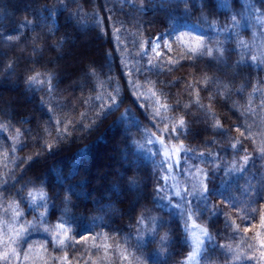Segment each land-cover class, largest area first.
I'll return each mask as SVG.
<instances>
[{"label": "trees", "instance_id": "obj_1", "mask_svg": "<svg viewBox=\"0 0 264 264\" xmlns=\"http://www.w3.org/2000/svg\"><path fill=\"white\" fill-rule=\"evenodd\" d=\"M249 2L0 0V218L11 223L13 202L22 212L17 227L44 212L50 227L65 223L71 245L61 250L47 241L43 227L30 228L18 253L31 246L47 254L35 260L11 257V264H61L65 253L68 264H136L137 258L143 264H186L193 250L187 231L191 221L212 237L198 264H264L256 237L260 233L264 238L261 215L251 211H264V201L254 203L256 193L264 195V159L258 150L264 140V0ZM43 12L53 13L56 23L50 17L41 22ZM28 21L33 27L24 29ZM183 26L200 30L199 41L213 49L212 55L189 58L183 46L174 70L149 71L144 44ZM217 47L225 51L227 68L218 62ZM36 71L52 74V92L47 84L28 83ZM205 75L220 83L205 85ZM197 92L204 108L196 103ZM157 99L174 111L161 108V115L154 116ZM249 99L255 114L245 117L241 113ZM81 113L83 129L57 142L56 119L63 128L67 116L80 128ZM212 114L220 130L213 127ZM164 117L177 122L183 117L187 132L172 133ZM246 122L256 133L255 143L235 131H244ZM177 135L178 140L173 138ZM158 138L169 147L183 141L189 149L180 153L178 166L177 158L171 163L165 159ZM231 138L241 139L252 157L246 166L240 145L231 148ZM46 141L53 144L51 151ZM169 164L182 195L201 182L213 193L207 202L191 197L198 209L191 219L177 206L185 201L172 190ZM29 192L39 199L31 207ZM137 228L142 242L136 240Z\"/></svg>", "mask_w": 264, "mask_h": 264}, {"label": "snow or ice", "instance_id": "obj_2", "mask_svg": "<svg viewBox=\"0 0 264 264\" xmlns=\"http://www.w3.org/2000/svg\"><path fill=\"white\" fill-rule=\"evenodd\" d=\"M133 7H135V5H133ZM232 21L233 23H236V19L235 16L232 17ZM23 27L25 28H31L32 26V22L28 21L25 22L23 24ZM34 30V28H33ZM119 31V29H117V32ZM179 38V37H178ZM7 40L11 41L14 39V37L12 36H8L6 37ZM15 39H19V37H15ZM160 40V37L156 38V41L152 42V51L155 53L157 58H160L163 56V53L158 51V49L160 48V44L158 43V41ZM143 46V45H141ZM165 47L168 48L169 51H171V47L170 45L167 43V41L165 42ZM203 49V50H201ZM218 53H219V58H218V62L223 64L225 68H227V64L226 61L224 59L225 56V51L223 50L222 47H217L215 49ZM205 52L211 56L213 53V49L212 48H204L202 41L197 43L196 46L194 47H188L186 49V54L189 55V58H194L197 56H203L205 54ZM146 55V53H145ZM253 59H255V57H253ZM179 61L177 60L176 63H178ZM149 63V71L152 68H157V74H161L163 71V63H159V64H153L152 60L149 59L148 61ZM166 63L169 65V71L174 70L175 64L173 63V61L171 59H169L168 61H166ZM139 71V70H137ZM46 79H42L41 77H45ZM52 79L53 76L51 73H41V72H34V74H29L28 75V83L30 85H43V84H47L48 85V91L52 92L53 88H52ZM203 83L205 85H207L209 82L212 83H220V81L208 77V76H203L202 77ZM199 81H197L198 83ZM129 85L133 86L134 82L133 81H129ZM138 87V85H136ZM189 89H193L194 85L189 84L188 85ZM119 89H116V91H118ZM153 96H156L157 93L153 92L152 93ZM197 100L196 103L199 105V107L204 108V105L200 104L199 102V93L197 92ZM110 99L113 101V103H115V97L111 96ZM251 99H249L248 104H247V109L246 111H242L241 115H244L245 117L247 116V114L251 113V114H255V110L251 108ZM262 104H264V101H261ZM155 111H154V116H160L161 112L160 109L163 108L165 112L167 111H174V109H170L168 108V106L166 104H162L161 101L159 99L155 100ZM122 106V101L120 102V104L116 105L115 110H119V107ZM100 107L103 109L105 107V105L103 103L100 104ZM61 112H63V106L60 107L59 109ZM50 112H54L55 109L53 108H49ZM112 111V108L109 107V112ZM81 127L80 128H76V123L75 121L68 119L67 116L65 117V120L63 121V128H61V124L62 121L60 119H56L55 121V125H56V132H57V142H59L60 140L66 139L68 135L71 134V131L73 130H82L84 125L82 123L85 114L81 113ZM128 116V110H126L125 113V117ZM212 118L215 121L213 127L217 130L221 129V124L219 122L218 119H216L215 115L212 114ZM165 120H168L169 123H171V132L172 133H179L180 134H185L187 132V125L185 120L183 119V117L179 118L178 122L174 119L169 120V118L164 117ZM94 122V121H93ZM262 123H264V121H262ZM242 127H244V131H241V127H236L235 131L240 133V136L245 139V140H252L253 143H255L254 140V136L256 135V133L251 131V125L248 124L247 122L245 123V125H242ZM165 131H168V123H165ZM245 132L248 133V135H245ZM49 135H51V133H48ZM221 135H224L227 137V133L221 131ZM174 139H179V136H174ZM233 140V142L230 144L231 148L233 150H237V146L240 145V149L239 151H242L244 153L242 159L244 162V165L246 166L249 161L252 160V157L250 155H248L247 153V149L243 148L242 145V140L238 139V138H231ZM158 142L161 145V147L163 148L164 151V155L165 157H167L169 160H171V158L173 156H176V161L175 164L178 166L179 165V157H180V153L181 152H186L189 151V149H186L184 147L183 141H179L178 144H173L170 147L168 145L165 144V141L163 138H158ZM149 143H152L151 140H149ZM45 147L47 148L48 151L52 150L53 144L49 143V142H45ZM15 150V149H13ZM258 150L260 153V159H264V140L261 141V143L258 146ZM37 155H39V153H37ZM203 153H200V156H203ZM169 169L171 170L173 168V164H169L168 165ZM233 167H235V164L233 165ZM240 170H243V166L241 167ZM199 172V170H198ZM21 179H23V177H21ZM204 179H207V176L205 174ZM167 180V177H165V181ZM17 183L19 181H16ZM30 183V181H29ZM135 181H131L132 185H135ZM7 181H5V188L2 189L3 191L7 190ZM14 187V184H13ZM161 189L157 188V192H159ZM23 191V188L20 190ZM68 192H72V194H75L72 189H68ZM185 195H182L181 192L177 191L175 193V195L177 197H180L182 200L185 201L184 205H177L178 207L181 208V212L183 213H187L188 218L191 219L192 215L195 214L198 209L193 205L192 199L191 197H200L203 198L206 202L209 198L212 197L213 193L212 191L207 187V185L203 182H201L199 184V186L197 187V185H193V189L192 191H188L187 189L184 190ZM223 196V194H221ZM256 195L258 196V199L256 201H254V203L259 204L261 201H264V195H261L260 193H256ZM188 197V198H186ZM45 199V203H46V198ZM227 199V198H226ZM35 200V197L32 195L31 192H29L28 194V203L29 206H32V201ZM171 203V201H169ZM68 203H70V201L67 198V195L65 197V204L67 205ZM42 207H44V205H41ZM207 206V205H206ZM233 206H235L233 204ZM9 207L12 208V221L11 223H6L2 226H0V246L4 247V251L0 252V261L4 262V264H11V257H15L17 259H19V253L17 251V247L23 243H27V236L26 234L28 233L30 228H36V227H42L46 221L44 219V213H41L40 217L38 218V223L37 222H33L31 224H23L20 225L19 227H17V223H18V217H20L22 215V212L19 208L18 205L15 204V202H13V204L9 205ZM249 208H251V206H249ZM251 211H258L260 212L261 215V226L262 228H264V211H261L259 209H251ZM212 212L213 214L215 213V205L212 206ZM201 214H203V211H201ZM249 215H251V212L248 213ZM254 219V217H252ZM137 224H140V220L136 221ZM6 229V230H5ZM249 227L247 225H245L244 227V231L247 232L249 231ZM45 231H49V229L45 228ZM137 236H136V240L142 242L143 241V237L140 235V229L137 228ZM153 233H155V229L152 230ZM203 237L208 240L211 241L212 237L209 234L208 230L206 228H201L200 229ZM69 233V228L66 227L64 222L59 223L56 226V229L54 230V235L52 236V243L55 246H59L61 248V250H65L66 248L70 247L71 245L68 244V236ZM5 237H7V239H5ZM256 237L259 241V248L261 249L259 255L261 258V261H264V238H261V234L257 233ZM85 238L83 235H81V239ZM243 239V238H242ZM128 238H125V242H127ZM167 240H168V236L167 234H165V236L161 237V250H164V247L167 244ZM205 243L204 239H198L196 241V247L193 249V251L189 254L188 256V264H191V262L193 261V259L199 257L201 255V251L203 248V245ZM141 245L138 244V247H140ZM43 247V245L41 246ZM223 247V246H222ZM249 248H253L254 246L252 244L248 245ZM229 250L232 251L231 246H228ZM29 251H31V246H29ZM121 255L123 256L124 259H127L128 257L126 255H124V253L122 252ZM237 258H239L238 256V250H237ZM55 259V257L53 258ZM45 264H47V262H45ZM61 264H68V258H67V254L65 253L64 257H63V261H61ZM136 264H143V261L140 258L136 259Z\"/></svg>", "mask_w": 264, "mask_h": 264}, {"label": "rangeland", "instance_id": "obj_3", "mask_svg": "<svg viewBox=\"0 0 264 264\" xmlns=\"http://www.w3.org/2000/svg\"><path fill=\"white\" fill-rule=\"evenodd\" d=\"M246 1H247V4H249V5L251 4L249 2V0H246ZM47 17L52 18V21L56 23V17L51 12L41 13V16H40L41 22H43ZM24 29H27V28L24 27ZM157 37H160V40L158 41V43L160 44V48L158 49V51L163 53V56L160 58H157L155 53L152 51V42L156 41ZM202 38H203V33L200 30L194 28L193 26H183V27H178V28H172V29L167 30L165 32L159 33V34L155 35L154 37H152L151 39H149L144 44L143 51H144V54L146 53L145 56L148 58V60L151 59L152 61H155L157 64L163 63V68H169V65L166 63V61L171 59L176 66L178 64V63H176V61L177 60L179 61V56H180V53H181L183 46L194 47L197 45V43L200 42L199 40ZM166 41L170 45V47L172 49L171 51H169L168 48L164 46ZM175 158L176 157L173 156L171 158V160L173 161V159H175ZM165 159L168 160L169 163H171V160H169L167 157H165ZM170 172L172 174L170 176L171 185L174 187V188H172V190H174V192L176 193L177 191H179L177 188L176 181L178 183L179 180H177L176 177L173 176L172 169L170 170ZM34 201L39 202V199L36 198V200H34ZM42 213H44V212H42ZM40 215L38 216V218L40 217ZM0 217H1V215H0ZM38 218L34 222L38 223ZM44 219H45L46 223L42 226L43 227L42 231L44 232V235H45V238L47 239V241L52 242V236L54 235V230L56 229V227H50L48 225V222H47L46 217H45V213H44ZM4 224H6V223H3V220L0 218V226H2ZM39 228L41 229V227H39ZM45 228L49 229V231H45ZM201 228H204V227H202V226L198 225L197 223L191 221L190 225L187 228V231H188V235H189V240L192 244V249H194L196 247V241L198 239H204L205 240V243H204L202 251H201V255H202L203 250L205 248V244L208 240H206L203 237V235L200 231ZM35 250L36 251H34L33 248H31V251H29V247H27L25 250H22L23 253L19 254V256L25 257L26 260H35V259H42L47 254L46 252L43 253V252H39V250H37V249H35ZM201 255L199 257L193 259L191 264H198ZM186 264H188V260H187Z\"/></svg>", "mask_w": 264, "mask_h": 264}]
</instances>
